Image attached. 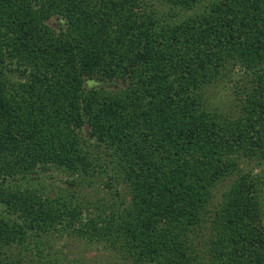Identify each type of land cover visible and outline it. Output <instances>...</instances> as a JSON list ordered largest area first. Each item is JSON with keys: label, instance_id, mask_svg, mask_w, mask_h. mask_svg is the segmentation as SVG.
<instances>
[{"label": "trees", "instance_id": "obj_1", "mask_svg": "<svg viewBox=\"0 0 264 264\" xmlns=\"http://www.w3.org/2000/svg\"><path fill=\"white\" fill-rule=\"evenodd\" d=\"M47 170L127 195L91 219L66 189L0 184V264H63L84 229L127 264H264V0H0V179Z\"/></svg>", "mask_w": 264, "mask_h": 264}, {"label": "rangeland", "instance_id": "obj_2", "mask_svg": "<svg viewBox=\"0 0 264 264\" xmlns=\"http://www.w3.org/2000/svg\"><path fill=\"white\" fill-rule=\"evenodd\" d=\"M157 10L160 12H168L169 7L159 5ZM178 14L177 20L179 22H183L188 18L194 17L198 11L195 10H179L176 9L174 11ZM163 15V13L161 14ZM160 16V15H158ZM51 26L54 28H59L60 25L66 24V21L59 18H54L50 22ZM18 79L20 76H17ZM88 88H102L105 93L109 94L108 98L111 96L123 99L126 95L127 85L121 82V80H113V81H89L87 83ZM231 84L219 81L216 86L210 85L206 89V92L210 93V105L213 107H220L222 104L226 102V97H228L229 90L231 89ZM129 108L128 110H130ZM85 134L89 135V126H86ZM252 167V166H251ZM259 171V169H256ZM69 176L63 172H58L55 170L50 171H41L37 174H33L24 179H15L14 181H2L0 179V184L10 185V189L15 190L18 186L24 187L22 184L30 183L33 187H36L37 190H40V193H50L53 195L51 190H56L57 192L64 191L69 192L70 195H74L73 202L74 204H83L81 211L83 212L82 217L87 218V216L91 217V219H99V216H105L109 211L104 209L110 205L112 202H117L124 195H127L124 187L120 183H116L115 181L112 183V178L105 173L100 172L99 174H93L89 177L87 182H82L80 185L77 183L76 186H72L67 182ZM113 184V186H112ZM4 186V185H3ZM46 195V194H45ZM6 206L0 204V214H7L5 212ZM8 214L6 215V217ZM101 222L98 223L100 227ZM85 233L82 235L75 234L66 236L60 241V243L55 247L56 250H60L61 246L64 243H68L62 250V259L66 256L68 258L63 264H127L125 260L120 256L119 253L116 256L112 253L111 247L105 241L101 242L100 245H87L88 233L87 229H84ZM80 236L84 237L81 238ZM58 238V236H57ZM58 253V252H57ZM57 253L54 257L57 256Z\"/></svg>", "mask_w": 264, "mask_h": 264}]
</instances>
